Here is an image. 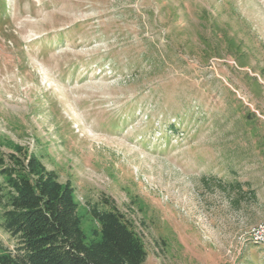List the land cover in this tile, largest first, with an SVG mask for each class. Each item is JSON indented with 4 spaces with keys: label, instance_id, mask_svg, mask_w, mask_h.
I'll return each mask as SVG.
<instances>
[{
    "label": "rangeland",
    "instance_id": "1",
    "mask_svg": "<svg viewBox=\"0 0 264 264\" xmlns=\"http://www.w3.org/2000/svg\"><path fill=\"white\" fill-rule=\"evenodd\" d=\"M18 146L71 184L87 241L95 206L143 264H264V0H0Z\"/></svg>",
    "mask_w": 264,
    "mask_h": 264
},
{
    "label": "trees",
    "instance_id": "2",
    "mask_svg": "<svg viewBox=\"0 0 264 264\" xmlns=\"http://www.w3.org/2000/svg\"><path fill=\"white\" fill-rule=\"evenodd\" d=\"M170 131H176L171 124ZM98 229L87 241L74 189L20 146L0 155V264H143L141 240L114 210L90 208Z\"/></svg>",
    "mask_w": 264,
    "mask_h": 264
},
{
    "label": "built area",
    "instance_id": "3",
    "mask_svg": "<svg viewBox=\"0 0 264 264\" xmlns=\"http://www.w3.org/2000/svg\"><path fill=\"white\" fill-rule=\"evenodd\" d=\"M252 237L256 244H264V224L255 228Z\"/></svg>",
    "mask_w": 264,
    "mask_h": 264
}]
</instances>
